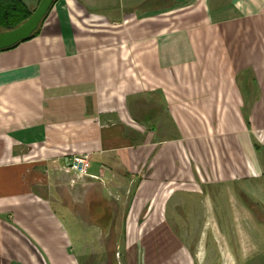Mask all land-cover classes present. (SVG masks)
<instances>
[{"label":"crops","instance_id":"1","mask_svg":"<svg viewBox=\"0 0 264 264\" xmlns=\"http://www.w3.org/2000/svg\"><path fill=\"white\" fill-rule=\"evenodd\" d=\"M75 153L92 175L142 177L127 264H237L264 192V0H56L1 50L0 264L92 262L51 193ZM76 218L111 235L104 216Z\"/></svg>","mask_w":264,"mask_h":264},{"label":"rangeland","instance_id":"2","mask_svg":"<svg viewBox=\"0 0 264 264\" xmlns=\"http://www.w3.org/2000/svg\"><path fill=\"white\" fill-rule=\"evenodd\" d=\"M146 169L147 166H144V171ZM59 172V170L54 168L51 185L52 198L55 200L60 213L66 218L67 225L74 237H76V244L79 248V253L82 255V261L85 262L86 260L87 263V259H91L92 262H89L90 264H116L118 261H121L122 264H125V262L127 264L128 258L124 254V243H126L125 232L130 224L123 221L130 216L134 217L136 215V211L133 209L134 199L142 177H130L124 173L123 176H112V181L103 176L88 179V184H80L79 188L82 192L78 196L72 186L78 183H72L74 176L70 180L64 179ZM61 174L64 175L63 171H61ZM260 182L264 183V180H260ZM255 184L257 186L259 184L258 181L253 183V186ZM255 189V197L247 201L248 208L255 214L254 220L250 221L246 226L250 232V239L246 249H238L237 264H264V203L258 200L260 199L264 202V192L259 191V187H255ZM153 194L151 192L138 201V207L141 211V222L144 221V216L149 212L152 200L157 198ZM225 205L226 201L223 202L222 206L225 207ZM93 216H104L110 221L111 235L109 237L92 240L91 236L93 234L86 230L88 229L87 225L84 224L85 229L76 218L90 219L92 221L94 220ZM94 226H96L94 228L97 230V225ZM138 226L140 228L145 225L140 223ZM150 226L146 225L144 232ZM99 231L102 232L101 227L98 229ZM85 240L88 243L91 242L94 247L85 245L82 252ZM119 246H121V250L118 248Z\"/></svg>","mask_w":264,"mask_h":264},{"label":"water","instance_id":"3","mask_svg":"<svg viewBox=\"0 0 264 264\" xmlns=\"http://www.w3.org/2000/svg\"><path fill=\"white\" fill-rule=\"evenodd\" d=\"M56 0H41L32 15L21 25L10 30H0V50L11 48L28 40L38 30Z\"/></svg>","mask_w":264,"mask_h":264},{"label":"trees","instance_id":"4","mask_svg":"<svg viewBox=\"0 0 264 264\" xmlns=\"http://www.w3.org/2000/svg\"><path fill=\"white\" fill-rule=\"evenodd\" d=\"M32 13L33 11L23 0H0V30H10L18 27L25 22ZM39 29L40 27L32 37L38 33Z\"/></svg>","mask_w":264,"mask_h":264},{"label":"built area","instance_id":"5","mask_svg":"<svg viewBox=\"0 0 264 264\" xmlns=\"http://www.w3.org/2000/svg\"><path fill=\"white\" fill-rule=\"evenodd\" d=\"M91 164V156L89 153H75L68 158V163L64 167V170L69 173H74V178L72 179L73 184H75L77 180L81 178H99V176L91 174ZM44 183H50V175L48 173H46Z\"/></svg>","mask_w":264,"mask_h":264}]
</instances>
